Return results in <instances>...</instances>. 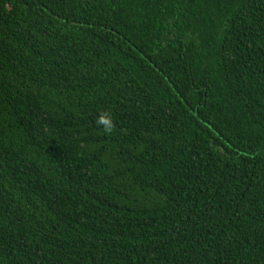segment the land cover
<instances>
[{
    "label": "trees",
    "instance_id": "trees-1",
    "mask_svg": "<svg viewBox=\"0 0 264 264\" xmlns=\"http://www.w3.org/2000/svg\"><path fill=\"white\" fill-rule=\"evenodd\" d=\"M0 264H264V0H0Z\"/></svg>",
    "mask_w": 264,
    "mask_h": 264
},
{
    "label": "clouds",
    "instance_id": "clouds-1",
    "mask_svg": "<svg viewBox=\"0 0 264 264\" xmlns=\"http://www.w3.org/2000/svg\"><path fill=\"white\" fill-rule=\"evenodd\" d=\"M97 124L103 127L105 133H111L115 129V122L110 112H101L97 118Z\"/></svg>",
    "mask_w": 264,
    "mask_h": 264
}]
</instances>
